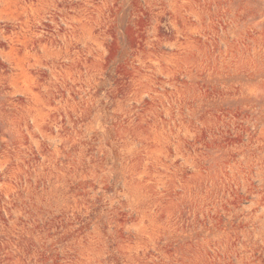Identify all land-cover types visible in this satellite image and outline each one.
<instances>
[{
  "label": "rangeland",
  "instance_id": "1",
  "mask_svg": "<svg viewBox=\"0 0 264 264\" xmlns=\"http://www.w3.org/2000/svg\"><path fill=\"white\" fill-rule=\"evenodd\" d=\"M0 264H264V0H0Z\"/></svg>",
  "mask_w": 264,
  "mask_h": 264
}]
</instances>
